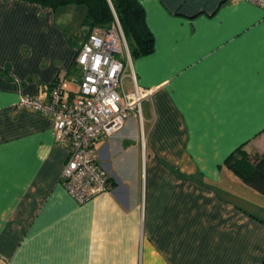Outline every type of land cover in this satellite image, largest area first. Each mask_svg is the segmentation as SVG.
Wrapping results in <instances>:
<instances>
[{
	"label": "crops",
	"instance_id": "1",
	"mask_svg": "<svg viewBox=\"0 0 264 264\" xmlns=\"http://www.w3.org/2000/svg\"><path fill=\"white\" fill-rule=\"evenodd\" d=\"M137 1L152 50L128 53L119 91L150 92L95 142L112 188L78 203L51 119L14 102L77 83L84 7L0 0V264H264V195L223 164L264 152V10Z\"/></svg>",
	"mask_w": 264,
	"mask_h": 264
},
{
	"label": "built area",
	"instance_id": "2",
	"mask_svg": "<svg viewBox=\"0 0 264 264\" xmlns=\"http://www.w3.org/2000/svg\"><path fill=\"white\" fill-rule=\"evenodd\" d=\"M264 10V0H245ZM128 50L116 18L108 27H94L80 44L75 63L80 69L77 88L71 91L65 80L56 78L46 98L22 95L14 108L37 112L51 119L54 140L66 151L59 180L78 203L110 191L112 183L96 162L95 142L123 124L150 90L134 86L120 92L123 62Z\"/></svg>",
	"mask_w": 264,
	"mask_h": 264
},
{
	"label": "trees",
	"instance_id": "3",
	"mask_svg": "<svg viewBox=\"0 0 264 264\" xmlns=\"http://www.w3.org/2000/svg\"><path fill=\"white\" fill-rule=\"evenodd\" d=\"M23 1L37 3L53 10L67 5L83 6V23L89 31L94 27H108L114 23V18H116L121 27L130 57L147 54L152 50V35L145 24L143 9L137 0ZM117 57L122 62L125 61L124 55H118ZM223 164L245 185L264 195V152H248L241 147H237L225 157Z\"/></svg>",
	"mask_w": 264,
	"mask_h": 264
},
{
	"label": "rangeland",
	"instance_id": "4",
	"mask_svg": "<svg viewBox=\"0 0 264 264\" xmlns=\"http://www.w3.org/2000/svg\"><path fill=\"white\" fill-rule=\"evenodd\" d=\"M76 29H78V26H76ZM65 83H66V86H67V88L69 90L70 89H71V91H75L76 90V88H77V83L76 82H68V81H65ZM262 211H263V207H262Z\"/></svg>",
	"mask_w": 264,
	"mask_h": 264
}]
</instances>
